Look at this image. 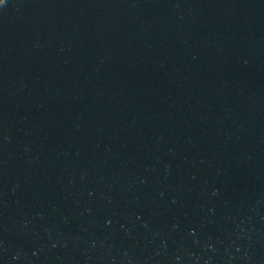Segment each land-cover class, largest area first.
<instances>
[{"label":"water","instance_id":"obj_1","mask_svg":"<svg viewBox=\"0 0 264 264\" xmlns=\"http://www.w3.org/2000/svg\"><path fill=\"white\" fill-rule=\"evenodd\" d=\"M0 264H264V0H0Z\"/></svg>","mask_w":264,"mask_h":264}]
</instances>
